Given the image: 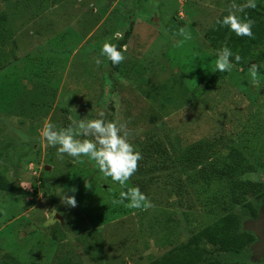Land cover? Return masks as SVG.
<instances>
[{
  "label": "rangeland",
  "instance_id": "374dc122",
  "mask_svg": "<svg viewBox=\"0 0 264 264\" xmlns=\"http://www.w3.org/2000/svg\"><path fill=\"white\" fill-rule=\"evenodd\" d=\"M253 2L0 0L16 42L2 48L0 70V176L15 189L0 191V256L148 264L212 224L234 196L241 230L255 240L238 257L211 258L264 264V77L206 39L223 13ZM256 98V116H246ZM119 131L131 141L158 135L175 172L127 179L112 158L133 141L120 143Z\"/></svg>",
  "mask_w": 264,
  "mask_h": 264
},
{
  "label": "trees",
  "instance_id": "16d2710c",
  "mask_svg": "<svg viewBox=\"0 0 264 264\" xmlns=\"http://www.w3.org/2000/svg\"><path fill=\"white\" fill-rule=\"evenodd\" d=\"M7 22L5 18H1L0 49L1 53L5 55H0V70H3L4 67L6 68L7 65L5 63L7 58H9L7 52L4 53L2 48L9 43L12 46L16 45L14 36L11 37L10 35L11 32ZM207 32L209 34L206 35V39L214 49L222 53L229 64L243 71L250 70L258 77H264V0H254L253 4L248 5L237 14L223 13ZM123 45L121 44L118 47L111 60L110 65L114 72L119 71L120 56L118 52L122 50ZM13 52H15L14 48ZM15 60H17L16 56ZM242 91H245V89ZM252 96L254 95L252 94ZM257 101H259L257 98L248 101L250 109L246 116H256L254 108ZM257 110L258 108H256ZM131 111L128 110L130 114ZM256 122L259 125L262 124L261 118H258ZM106 125L107 123L104 122L103 126L100 124V128L105 130ZM121 135L123 136L122 138L118 137L120 143L133 145L130 148L121 149L112 160L119 168L124 170L123 175L127 179L138 178L142 175H153L161 171L163 173L165 168L171 174L175 172L176 162L173 156L168 153V148L162 144L163 140L159 139L158 135H150L149 132H145L141 134L142 138L140 136L139 139L132 140L133 142L130 134L121 133ZM259 135L261 136V134ZM239 141L242 142V136ZM251 141H243L246 147H244V150L248 153L256 151L253 150L255 146L252 143L253 141ZM259 147L261 149L264 148V141L260 142ZM140 156L143 161L138 160ZM261 165L257 164V169L264 167L263 164ZM203 172L204 170L201 171L200 176L203 179H207L208 176ZM236 180L241 183L240 179ZM246 181L244 180L243 183ZM248 182L253 183L251 180H248ZM248 187L251 188L252 186L249 185ZM13 188L14 185L9 183L4 176H0V191L14 192L15 189ZM251 192H248V194L250 193L249 195H251ZM248 194L245 192L246 197ZM239 203L241 204L240 201L234 200V196H232L231 207L221 210V214L212 224L206 225V227L187 236V241L171 247L148 264H238L233 261L211 258V254L212 250H218L224 253H232L238 257L254 242L255 238L251 233L241 230L240 217L232 209L234 205H240ZM243 207L248 208L253 217L257 216V210L252 208L251 204L245 203ZM0 264L23 263L16 261L10 254H4L0 256Z\"/></svg>",
  "mask_w": 264,
  "mask_h": 264
},
{
  "label": "flooded vegetation",
  "instance_id": "af4514ba",
  "mask_svg": "<svg viewBox=\"0 0 264 264\" xmlns=\"http://www.w3.org/2000/svg\"><path fill=\"white\" fill-rule=\"evenodd\" d=\"M253 235V234H252ZM254 236V235H253Z\"/></svg>",
  "mask_w": 264,
  "mask_h": 264
}]
</instances>
